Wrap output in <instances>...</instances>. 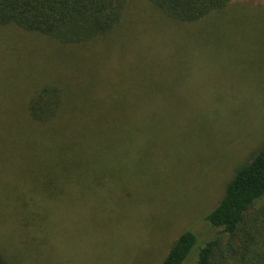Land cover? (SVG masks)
<instances>
[{
  "label": "rangeland",
  "instance_id": "rangeland-1",
  "mask_svg": "<svg viewBox=\"0 0 264 264\" xmlns=\"http://www.w3.org/2000/svg\"><path fill=\"white\" fill-rule=\"evenodd\" d=\"M144 3L119 29L128 30L133 17L128 41L99 42L108 55L99 60L102 70L146 81L122 102L115 90L98 91L104 95L88 117L77 98L54 130L32 125L35 136L15 123L30 122L25 100L36 72L0 73L6 85L24 86L10 117L9 100L1 96L0 104V254L9 264H161L183 232L211 235L204 218L233 170L264 148V0L256 10L225 14L201 41L198 26L148 24L159 16ZM48 77L31 87L52 83ZM73 91L84 98L82 88ZM6 138L50 148H13Z\"/></svg>",
  "mask_w": 264,
  "mask_h": 264
},
{
  "label": "trees",
  "instance_id": "trees-1",
  "mask_svg": "<svg viewBox=\"0 0 264 264\" xmlns=\"http://www.w3.org/2000/svg\"><path fill=\"white\" fill-rule=\"evenodd\" d=\"M141 1L0 0V73L6 69L16 73L20 66L36 72V78L31 77L33 72L29 76L30 79H35L30 83L29 88L32 90L25 100V110L31 123L16 121L15 129H26L35 136L37 133L32 127L34 124L47 125L54 130L53 124L62 109L70 102L76 104L77 98L82 99L79 101L83 106L79 108L83 107V113H90V117L93 115L90 104H99L104 95L97 98L96 92L115 90L121 95L119 101L122 102L130 89L146 82L144 77L127 76V81H134L128 85L126 80L118 77V72L114 69L107 67L108 69L102 70L103 65L99 62L101 57H108L105 53H100L101 40L109 43V39L114 36L117 42H124V39L129 40V33L135 34L133 17L128 22V30L119 29L128 15L144 12L142 5L140 6ZM144 1L159 16L151 18L148 24L166 22L198 26V40L207 35L202 38L206 40L215 31L217 21L225 17V14H234L247 8L256 10V3L260 0ZM250 1L254 6L245 5ZM133 6L140 10L131 13ZM188 35L193 37L196 34L190 32ZM35 40L46 44L43 47L41 44L36 45ZM174 41L176 40L169 36L167 43L172 45ZM173 57L177 63L181 61L178 55ZM42 74L49 76L52 83L31 87ZM106 82L111 85L106 87ZM60 83L71 86L69 92L61 88ZM9 86L6 85L5 78L0 79V104L1 96L9 100L5 114L10 117L19 107L18 94L22 93L24 86L21 83ZM77 86L83 89L84 98L82 93L75 95L73 89L77 90ZM13 89L17 92H13ZM27 91L28 88L25 90L26 94ZM3 113L4 109L0 106V114ZM63 134H66L64 129ZM7 144L13 148H50L47 145L48 148L44 147L40 142L26 143L12 138ZM66 145V148H72L69 141ZM53 151L55 150L48 152ZM77 163L78 157H75L72 169ZM130 186L140 191L136 183ZM28 202L29 200L23 203ZM129 206L122 205L121 209L127 210ZM21 211L22 204L18 213ZM204 221L211 235L202 240L192 230L183 232L170 246L161 264H264V148L233 170L221 200L206 215ZM28 224L34 225L33 222ZM10 242L6 244L9 246ZM0 264H9L1 254Z\"/></svg>",
  "mask_w": 264,
  "mask_h": 264
}]
</instances>
